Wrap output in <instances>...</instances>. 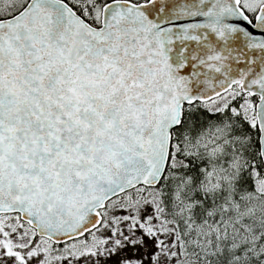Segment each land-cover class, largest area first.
<instances>
[{"label": "snow or ice", "instance_id": "6c2138e0", "mask_svg": "<svg viewBox=\"0 0 264 264\" xmlns=\"http://www.w3.org/2000/svg\"><path fill=\"white\" fill-rule=\"evenodd\" d=\"M0 264H264V0H0Z\"/></svg>", "mask_w": 264, "mask_h": 264}]
</instances>
